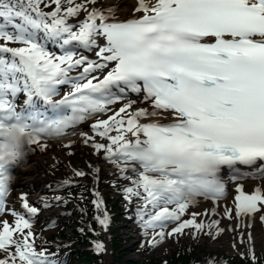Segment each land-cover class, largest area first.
Here are the masks:
<instances>
[{"label":"snow or ice","instance_id":"obj_1","mask_svg":"<svg viewBox=\"0 0 264 264\" xmlns=\"http://www.w3.org/2000/svg\"><path fill=\"white\" fill-rule=\"evenodd\" d=\"M52 4L51 12L42 10ZM87 4L95 6L97 0H0V40L6 42L0 45V216L6 212L9 168L16 158L14 132L31 129L29 142L38 143L41 134H61L112 112L90 126L93 136L82 133L83 143L116 168L118 179L131 182L118 190L135 204L145 235L159 229L151 246L186 230L218 235L212 231L219 228L218 220L205 225L196 219L198 213L189 220L183 215L197 197L218 202L225 196L222 167L237 172L238 164L259 163L264 179V0H138L135 11L141 16L126 22H116L115 8L89 10ZM81 12L85 19L71 23ZM208 37L214 42H204ZM49 44L61 54L49 51ZM74 47L94 53L95 59ZM77 69L81 74L71 77ZM62 85L72 91L57 100ZM129 93L142 94L152 110H133L136 102L128 99L113 111L110 106ZM21 94L25 107L18 111ZM162 114L172 122L153 119ZM5 121H12L7 131ZM88 167L98 177L99 167L91 162ZM72 175L88 173L73 168ZM238 193L237 215L264 212V189L245 194L241 186ZM94 203L101 213L95 219L107 231L110 217L102 198ZM22 208L31 219L11 211L14 227L0 220V264H67L43 248L37 252L29 237L38 208L26 200ZM225 215L232 218L228 209ZM169 225L174 226L166 232ZM17 232L21 238L14 239ZM94 250L107 252L103 242Z\"/></svg>","mask_w":264,"mask_h":264},{"label":"rangeland","instance_id":"obj_2","mask_svg":"<svg viewBox=\"0 0 264 264\" xmlns=\"http://www.w3.org/2000/svg\"><path fill=\"white\" fill-rule=\"evenodd\" d=\"M133 1L116 0L117 3H120L117 4V7L123 9L124 7L130 6ZM47 2L48 0H46ZM76 3L84 4L85 0H76ZM99 3H101L98 5L99 8H105L107 6V0H97V4ZM92 6L91 4H87L89 10H91ZM41 7L51 12L54 10L55 5L52 4L51 7L42 5ZM85 14V12L80 13V15ZM5 43V41L0 40V44ZM9 46L21 47L22 45L9 44ZM77 74H81L79 69L69 73L71 76ZM70 91L72 89L67 85L65 89L60 91V94H64L63 92L68 94ZM121 106L123 105L118 102L110 107L113 111H116ZM111 114L112 112H109L108 115L98 114L91 119H86L69 127L65 131L66 135L61 138L65 139L64 141L71 140L70 142L54 144L55 141L49 140L32 144L26 141L24 134L20 133L15 136V139H19L18 141L20 143L24 139L22 140L23 152L19 153L15 158L16 169L20 170L27 167L36 159H44V164L51 165L49 167L51 172L64 169L68 174L69 165L62 166L58 159L53 160L50 156L52 154H60L66 158H73L78 152L77 146L80 143V140L77 138L80 135L83 136L82 133L94 135L91 128H81L80 131H77L80 125H86V123H90L95 119L107 120ZM112 134L114 135L115 133ZM72 139L77 140L72 141ZM96 140L101 143L105 142L99 137H96ZM15 145H17V142H15ZM85 172L88 173L87 176L83 178L75 177L70 184H66L65 182L68 179L64 178L58 184H51L53 186L47 185V189L42 193L38 192L39 190L37 189L34 190L35 188L27 189L23 186H18L17 175L10 173L11 178L15 177V183L13 196L9 198L10 206L8 212L15 211L26 215V210L22 208L25 200L31 206L38 208V215L35 217L32 228L34 235L29 237V242H34L37 252L43 248L48 254L57 257L70 252L67 251V248L72 249V251L88 250L101 256L103 259L102 264H106L105 255L109 257V264L117 263L116 258L118 256L120 260L122 259L127 264H152L154 261H156L155 263H161L163 259L170 261V264H264V220L261 219L264 216V212H257L254 216H238L236 196H233L231 200L230 195L224 196L223 200L218 201L223 206L221 208L223 212L222 216L220 212H217V215H211V212L205 215V212H200L198 211L199 208L195 207H190L188 213L183 215L184 220H189L193 218L192 213H198L200 215L196 219L205 225L218 220L219 228L212 229L213 232H218V235L209 236L204 232L193 234L192 230H186V234L184 235L167 236L162 242L158 243L157 247L153 248L151 242L153 238L159 239L157 237L159 229L155 231L148 230L147 235H145L143 226L139 221L130 219L131 214L136 215L135 204H129L124 199V193L118 190L123 186L130 185L131 182L129 180L118 179V173L113 175L109 174L100 180L97 191H95L93 185L90 183L94 177V171L88 167V164L85 166ZM129 175H132L134 179L136 178L131 172H129ZM263 180L257 178L253 182L256 184L259 181L260 185L256 187L264 189ZM241 184L245 194H253L256 189L246 184L245 181H242ZM95 194H98L102 198L105 212L110 217L108 229L111 230V236H109L108 230H102V227L95 219L97 215L101 214L95 207ZM38 195L41 198L37 199ZM57 198L59 199L57 200ZM45 203L49 206L45 207ZM197 204L202 203L199 202ZM169 207L172 208L174 206L169 205ZM226 209L231 211V219L225 215ZM115 216H117L115 218L116 220L119 219V223L112 224L113 217ZM250 217L251 225H230L232 228H230L229 232L224 229L226 222L238 223L240 219H248ZM26 218L31 219L27 215ZM6 220L10 226H15V220L12 215H7ZM85 220L87 222H84ZM257 221H262L261 225H257ZM173 226L169 225L166 232H170ZM255 230L260 232L259 241L256 240L258 236H255ZM24 231L27 232V230ZM58 233H61V235L57 236ZM106 234H108V242L104 238ZM229 234L232 237L226 239L225 236ZM72 235H78L82 238H80V241H75ZM19 238H21V233L17 232L14 239ZM125 239L127 242L124 241ZM82 240H86L87 244ZM110 240L113 252L109 255L107 252L111 249L110 245L108 246ZM97 242H103L105 244L107 249L106 254H100L94 250ZM76 254L77 252L73 254L72 259L67 264H81L78 263L79 258H77ZM119 263L121 264V261Z\"/></svg>","mask_w":264,"mask_h":264},{"label":"bare ground","instance_id":"obj_3","mask_svg":"<svg viewBox=\"0 0 264 264\" xmlns=\"http://www.w3.org/2000/svg\"><path fill=\"white\" fill-rule=\"evenodd\" d=\"M151 3H155V0H150ZM119 3V2H118ZM116 2V0H107V6L105 8H100L103 10H107L109 8H115L116 11L114 13L115 16V20L116 22H126L130 19H134V18H139L141 16L140 12L135 11V8L138 6V0H134L130 6L128 7H124L123 9H119L117 6L118 4ZM101 3L92 6L93 7H98V5H100ZM120 4V3H119ZM91 8V9H92ZM86 15V14H85ZM85 15H79V17L73 19V21H70L71 23H76L78 21H82L83 19H85ZM99 43L103 44L104 41L101 39L99 41ZM77 53H79L78 51H75ZM85 55H88L89 58L95 59V55L92 52H85ZM111 67V65H110ZM128 99H131L133 101H135L136 103L133 105V110L135 109H139V108H144L147 107L149 108V110L151 111V105L149 103H147L146 101L143 100V95H137L135 93H129L128 97L125 100L120 101L119 103H121L122 105L126 104L128 102ZM137 100V101H136ZM167 116V114H162L160 117L158 118H153L158 120L159 123H167L170 122V119L165 118ZM92 120L90 123H86V125H80L79 129L77 131H80V129L84 128V129H89L91 128L90 126L96 121ZM150 121L148 120H141V123H148ZM76 131V132H77ZM22 134H24L25 137L31 136L32 135V130L31 129H27L25 130ZM87 135L92 136L90 134L87 133ZM76 138V137H75ZM78 140H80L79 145L77 146V154L73 157V158H66L63 155L60 154H55V155H51L50 158H52L53 160H57L61 163V165L66 166L69 165V171L68 174L66 173V170H57L56 172H51L50 170V166L48 164H44V159H36L33 163L29 164L27 167H24L20 170H16L15 175H17V184L18 186H23L27 189H34L37 188V190H39L38 192L42 193L43 191H45L47 188V185H51V184H58L60 183L61 179H68V181H72L75 179V177L72 175V169L76 168V169H80L85 171V166L91 162L92 164L96 165L97 167H99L100 172L97 175L94 173V177L92 178V180L90 181V183L93 185V188L95 191H97V188L99 186V182L100 180L105 177L106 175H113L115 173H117L116 168L111 165L110 163L106 162L102 156H98L96 154H94V150L89 147V146H85L83 143V139L84 137L80 135L79 138H77ZM77 139H72V141H75ZM65 139L61 138L60 139H56L53 140L55 141L54 144H59L62 142H70L71 140L68 141H64ZM51 141V140H50ZM103 143H107V141L103 142ZM53 163V161H52ZM238 169L237 172H233L232 170H230L229 168H223L220 173L219 176L222 179V181L224 183H226L228 190H227V196L230 195V200L232 199L233 196H237L238 193V188L242 186L241 182L245 181L246 184H248L251 187L257 188L256 186L260 185L259 181H257L256 184H254V180L257 178H252V176L255 175V173H257V169L259 168V163H257L256 165H252V166H243V167H236ZM235 174V176L240 177V180L238 182H232V176ZM12 180V178L10 179ZM15 180V177H14ZM264 181V180H263ZM53 186V185H51ZM22 188V187H21ZM243 188V186H242ZM12 197V196H11ZM10 197V198H11ZM41 198L40 195L37 196V199ZM97 198H100L99 195L97 197V194H95V200ZM197 203H202V204H197L193 207L195 208H199L198 211L200 212H205V210H209V212H211V210H215L216 212H220L219 214L222 216V210L221 208H223V206L221 205L222 203L214 201L212 199H206L203 196L197 197ZM205 200H207L208 202H205ZM102 209L105 212V209L103 207L102 204ZM10 213V212H8ZM6 214V213H5ZM10 215V214H7ZM7 215H4L3 218H1L0 220H6ZM101 215V214H99ZM239 216V215H238ZM134 218V220H138L136 215L132 216ZM241 217V216H240ZM259 217V216H257ZM256 217V218H257ZM132 220V219H131ZM262 221H257L256 224L257 225H261ZM230 225H241V226H245V225H251V217L248 219H240V222L238 223H231V222H226L224 224V229L229 232L230 231ZM109 231V236H111V230L108 229ZM255 236H258L256 238L257 241L260 240V232L255 230ZM61 235V233H58L57 236ZM75 236L76 235H72V238L75 240ZM231 234L226 235L225 238H231ZM105 240L108 242V234L105 235ZM225 239V240H226ZM76 241V240H75ZM124 241L127 242V240L125 239ZM223 241V240H222ZM110 245L111 249H109V251L107 252L109 255L113 252V247L111 244V240H110V244H108V246ZM218 246V245H217ZM74 253L68 252L64 255L63 257V261H68ZM109 257H106L105 255V263L109 264ZM166 262H164L165 264Z\"/></svg>","mask_w":264,"mask_h":264},{"label":"trees","instance_id":"obj_4","mask_svg":"<svg viewBox=\"0 0 264 264\" xmlns=\"http://www.w3.org/2000/svg\"><path fill=\"white\" fill-rule=\"evenodd\" d=\"M2 22H3L2 19H0V23H2ZM17 23H19V21H17ZM8 30L9 31H14L13 29H11V27H9ZM133 215H135V214H131V216H130V219H132V220H134V218L132 217ZM116 217L117 216L113 217L112 224L119 223V219L116 220L115 219ZM128 218H129V216H128ZM83 220H84V218H83ZM84 222H87V220H85ZM80 238H82V237L81 236H78V235L75 236V240L76 241H78V240L80 241ZM82 241H84L85 244H87V241L86 240H82ZM76 252H77L76 256H77V258H79L78 263H81V264H102L103 263V259L101 258V256H98V254H96L93 251H88V250H85V251H83V250H77L75 252L73 251L74 254ZM116 260H117V263H115V264H120L119 263L120 261H121V264H127V262H124L122 259L120 260L119 259V256L116 258ZM155 262L156 261H154L152 264H164V262H166L165 264H170V261H167V260H164V259L161 261V263H155Z\"/></svg>","mask_w":264,"mask_h":264},{"label":"water","instance_id":"obj_5","mask_svg":"<svg viewBox=\"0 0 264 264\" xmlns=\"http://www.w3.org/2000/svg\"><path fill=\"white\" fill-rule=\"evenodd\" d=\"M58 48V47H57Z\"/></svg>","mask_w":264,"mask_h":264}]
</instances>
